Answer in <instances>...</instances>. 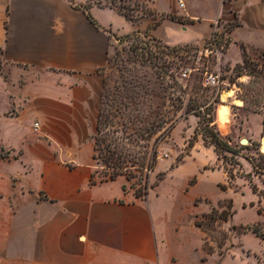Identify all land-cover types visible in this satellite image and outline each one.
<instances>
[{
    "label": "crops",
    "instance_id": "crops-1",
    "mask_svg": "<svg viewBox=\"0 0 264 264\" xmlns=\"http://www.w3.org/2000/svg\"><path fill=\"white\" fill-rule=\"evenodd\" d=\"M183 3L149 0L160 20L136 23L69 0H0V148L8 152L0 158V264H215L214 256L203 261L200 236L191 246L177 220L165 226L155 192L137 197L123 179L102 182L96 173L101 72L115 34L200 44L216 22H237L228 56L235 49L243 62L242 46L264 54V0ZM164 28L199 37L173 43ZM190 149L192 159L213 150L203 139ZM210 164L201 169L214 171Z\"/></svg>",
    "mask_w": 264,
    "mask_h": 264
},
{
    "label": "rangeland",
    "instance_id": "rangeland-1",
    "mask_svg": "<svg viewBox=\"0 0 264 264\" xmlns=\"http://www.w3.org/2000/svg\"><path fill=\"white\" fill-rule=\"evenodd\" d=\"M69 1L85 10L113 8L136 23L145 17L160 20L149 0ZM231 28L222 22L213 28L220 45L212 35L200 44L181 45L152 41L147 32L114 35L101 72L105 83L99 108V115L114 117L100 127L98 137L105 142L96 173L100 181L107 180L123 153L126 169L117 179L142 198L155 192L166 227L177 220L191 246L202 238L204 262L214 256L215 264H264V55H253L247 67L238 68L243 62L236 61L237 51L228 56ZM163 33L173 43L199 37L194 30L164 28ZM6 73L0 59V74ZM207 75L219 84L206 86ZM225 107L227 122L222 119ZM194 136L206 139L204 145L214 152L215 136L233 153L219 144V157L209 150L192 159ZM7 154L0 148V158ZM154 155V168L148 170ZM205 162L215 163L207 167L214 171H203ZM196 175L200 183L191 188ZM218 184L226 185V191ZM222 212H231L228 220L220 218Z\"/></svg>",
    "mask_w": 264,
    "mask_h": 264
},
{
    "label": "trees",
    "instance_id": "trees-1",
    "mask_svg": "<svg viewBox=\"0 0 264 264\" xmlns=\"http://www.w3.org/2000/svg\"><path fill=\"white\" fill-rule=\"evenodd\" d=\"M85 10V9H84ZM86 11H90V10H86ZM89 15H90V12H89ZM125 15V14H124ZM128 19H130V20H132V18H130V16H128V15H125ZM170 18L172 19V20H178L177 18H176V16H174V15H170ZM158 25V24H157ZM236 25H238V23L236 22V23H234L233 22V24L231 23V26L233 27V26H236ZM232 29V28H231ZM231 29L229 30V32L231 31ZM146 37L147 38H149L150 40H152V41H155V38H152V37H150V36H148L147 34H146ZM216 44L217 45H220V39L217 37V39H216ZM166 48L168 49V46H166ZM175 51H176V48H175ZM242 51H243V65H239L238 66V68H242V67H247V65L249 64V62L251 61V55H249L248 54V52H247V50H246V48L244 47V46H242ZM264 55V54H263ZM197 116H199L198 114H196ZM114 116H112V115H106L105 117H104V115L102 114V113H100V115H99V117H98V127H97V129H96V133L94 134V136H93V139H94V142H95V152H96V154H95V159L97 160V158H99L100 157V151H102L101 150V145H102V143L103 142H105V140L103 139V140H101V138H99L98 137V135L101 133V129H100V127H101V125H103V124H105V123H109V121H110V119L111 118H113ZM263 124H264V121H263ZM195 134H196V131H195ZM213 139H214V148H215V152L217 153V155H218V157H219V154H218V146H219V144H222L224 147H225V149L228 151V152H231V153H233V150H232V148L227 144V143H225V142H222V140H220L219 138H216L215 136L213 137ZM197 137L196 136H194V137H192V139L190 140V142H189V145H190V147H193L194 145H195V143L197 142ZM203 141H204V143H206V139H203ZM116 153L117 152H113V153H111V155L107 158V161H110V160H112L113 159V157L116 155ZM155 159H156V156L154 155V158H153V162L151 163V164H149V166H148V170H150V169H153L154 168V162H155ZM126 161V158L124 157V155H123V153H119V161H118V163H115V165L112 167L113 168V170L115 171L107 180H105V181H115V180H117V178L120 176V175H124L123 174V172L125 171V169H126V166L124 165V162ZM254 167H256V166H254ZM127 171V170H126ZM227 173V172H226ZM227 175H228V177L229 178H231V176H230V174L229 173H227ZM103 182V181H102ZM219 187H220V189L222 190V191H226V189H227V187H226V185H224V184H220L219 185ZM124 188L126 189V187L124 186ZM257 187H253V192L254 193H257ZM136 193V192H135ZM262 193V192H261ZM136 195H137V197H140L139 196V194L138 193H136ZM227 208H229L230 210H232V208H233V202H230V204H229V206L227 207ZM215 213H217L216 212V210L214 209L213 210V214H215ZM231 216V212H222L221 214H220V218L221 219H223V220H228V218Z\"/></svg>",
    "mask_w": 264,
    "mask_h": 264
},
{
    "label": "built area",
    "instance_id": "built-area-1",
    "mask_svg": "<svg viewBox=\"0 0 264 264\" xmlns=\"http://www.w3.org/2000/svg\"><path fill=\"white\" fill-rule=\"evenodd\" d=\"M179 4H180V7H184V3H183V0H179ZM216 26L219 25V22H216L215 24ZM212 39L214 41V43L216 42V39H217V32H214L213 35H212ZM216 44V43H215ZM187 76V74H185V77ZM205 84L206 86H211V87H215L219 84L218 80L213 76V75H210V76H206L205 78ZM38 127V124H36V128Z\"/></svg>",
    "mask_w": 264,
    "mask_h": 264
},
{
    "label": "bare ground",
    "instance_id": "bare-ground-1",
    "mask_svg": "<svg viewBox=\"0 0 264 264\" xmlns=\"http://www.w3.org/2000/svg\"><path fill=\"white\" fill-rule=\"evenodd\" d=\"M228 94L231 95V93H228ZM222 119L224 122H227L229 119V110L227 107H225L223 112H222ZM262 151L264 152V137H263V141H262Z\"/></svg>",
    "mask_w": 264,
    "mask_h": 264
},
{
    "label": "water",
    "instance_id": "water-1",
    "mask_svg": "<svg viewBox=\"0 0 264 264\" xmlns=\"http://www.w3.org/2000/svg\"><path fill=\"white\" fill-rule=\"evenodd\" d=\"M242 144H248V141L247 140H243Z\"/></svg>",
    "mask_w": 264,
    "mask_h": 264
}]
</instances>
